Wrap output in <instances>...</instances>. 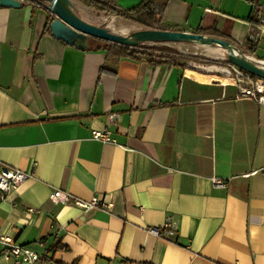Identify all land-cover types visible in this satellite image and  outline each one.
<instances>
[{"label": "crops", "instance_id": "obj_1", "mask_svg": "<svg viewBox=\"0 0 264 264\" xmlns=\"http://www.w3.org/2000/svg\"><path fill=\"white\" fill-rule=\"evenodd\" d=\"M20 2L0 6V167L29 176L0 198V235L39 253L35 264H264V106L216 75L68 45L45 8ZM156 6L167 26L236 45L264 14V0ZM103 127L117 144L91 138ZM56 188L110 207L55 204ZM169 218L173 236L147 231ZM3 249L0 264H15Z\"/></svg>", "mask_w": 264, "mask_h": 264}, {"label": "water", "instance_id": "obj_2", "mask_svg": "<svg viewBox=\"0 0 264 264\" xmlns=\"http://www.w3.org/2000/svg\"><path fill=\"white\" fill-rule=\"evenodd\" d=\"M45 8L52 20L49 24L50 32L56 39L68 45L83 48L87 37H94L111 43L135 48L141 43H179L188 42L207 46H218L225 51L227 62L239 67L245 72L264 79V66L257 60L247 56L234 42L207 34L185 30H169L143 28L136 29L128 34L112 32L103 26L89 23L76 12L70 0H29ZM0 6L19 8L20 0H0Z\"/></svg>", "mask_w": 264, "mask_h": 264}, {"label": "built area", "instance_id": "obj_3", "mask_svg": "<svg viewBox=\"0 0 264 264\" xmlns=\"http://www.w3.org/2000/svg\"><path fill=\"white\" fill-rule=\"evenodd\" d=\"M261 7V5H260ZM258 25V41L264 40V14L259 15ZM252 53L247 56L257 60L264 66V59H258L255 54V49L249 47ZM224 68V78L222 80L233 83L242 97L253 99L260 105L264 106V79L251 75L243 71L239 67L227 62ZM118 114L110 112L107 114V119L111 123H116ZM91 138L103 143L117 144L116 139L112 136L111 130L108 127L101 129H92ZM29 174L18 168L2 165L0 167V198H3L7 193L14 190ZM215 186L224 187L225 182L219 179H213ZM50 200L55 204H73L82 209L92 210L96 208L108 209L110 207L109 201L104 197L92 196L89 200H82L74 198L72 200L71 194L66 190L56 188L50 195ZM33 211L32 208L29 209ZM147 231L160 238L173 236L176 231V223L170 218L165 221L162 226H149ZM0 240L4 243L3 255L6 258L13 260L15 264H35L41 259V255L27 246L14 242L8 236L0 235Z\"/></svg>", "mask_w": 264, "mask_h": 264}, {"label": "trees", "instance_id": "obj_4", "mask_svg": "<svg viewBox=\"0 0 264 264\" xmlns=\"http://www.w3.org/2000/svg\"><path fill=\"white\" fill-rule=\"evenodd\" d=\"M75 7L77 14L89 23H93L89 16L96 15L97 13H106L116 17H123L128 19H134L133 16H136L133 21H140V23L144 24L148 28L155 29H169V30H179L177 27L167 26L161 19V6H156V0H142L139 4L123 11H119L115 8V0H70ZM78 2L81 3V7L84 8L88 17H82L78 12ZM110 3V4H106ZM140 18V19H139ZM52 20V16H49L47 23V30H50L49 24ZM258 20L253 21L254 25H258ZM95 24V23H93ZM98 26L105 27L104 23L95 24ZM107 28V27H105ZM195 33H202L211 35L214 37H219L223 39L230 40L224 34L218 32L215 29L211 30H197ZM253 37H247L245 39L244 44H248L250 48L255 49L259 43L258 41V29H253ZM231 41V40H230ZM84 46L82 49H95V50H107L114 54L130 57L133 59H145L151 64H176L182 67H186L183 64L178 63L174 58H171L169 55H154L152 54V50L160 51L162 53H170L175 54L177 50L171 46L158 43V42H145L141 43L139 46L135 48L119 45L116 43H111L105 40L97 39L94 37H87V39L82 43ZM246 46V45H245Z\"/></svg>", "mask_w": 264, "mask_h": 264}, {"label": "rangeland", "instance_id": "obj_5", "mask_svg": "<svg viewBox=\"0 0 264 264\" xmlns=\"http://www.w3.org/2000/svg\"><path fill=\"white\" fill-rule=\"evenodd\" d=\"M107 5L110 3H106ZM89 16V15H88ZM87 16V17H88ZM134 17V16H133ZM137 18V17H136ZM93 23L99 24L104 23L105 27L110 29L112 32H119L123 34H128L129 32L136 29L148 28L140 21H133L132 19L116 17L106 13H97L96 15H91L88 17ZM140 19V18H139ZM171 46L177 50V53H162L160 51L152 50L154 55H169L174 58L178 63L183 64L186 68L193 71L212 74L213 76L219 77V79L224 78L223 71L226 68V56L225 51L218 46H207L200 45L196 43L179 42V43H162ZM246 45V46H245ZM246 54H251L249 51V45H237ZM258 59H264V40L259 41L257 47L255 48V54ZM218 68L217 69H215Z\"/></svg>", "mask_w": 264, "mask_h": 264}, {"label": "bare ground", "instance_id": "obj_6", "mask_svg": "<svg viewBox=\"0 0 264 264\" xmlns=\"http://www.w3.org/2000/svg\"><path fill=\"white\" fill-rule=\"evenodd\" d=\"M215 69L218 70V68H216V67H215ZM189 74H191V75H193V76H196V73H194V72H189Z\"/></svg>", "mask_w": 264, "mask_h": 264}]
</instances>
